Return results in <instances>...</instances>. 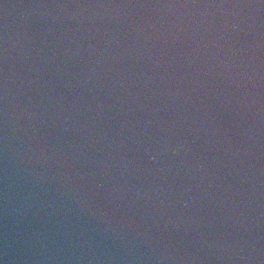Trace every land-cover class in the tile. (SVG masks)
<instances>
[{"label":"water","instance_id":"95a60500","mask_svg":"<svg viewBox=\"0 0 264 264\" xmlns=\"http://www.w3.org/2000/svg\"><path fill=\"white\" fill-rule=\"evenodd\" d=\"M170 3L0 0V264H264V4L237 89L133 21L241 10Z\"/></svg>","mask_w":264,"mask_h":264},{"label":"snow or ice","instance_id":"6c2138e0","mask_svg":"<svg viewBox=\"0 0 264 264\" xmlns=\"http://www.w3.org/2000/svg\"><path fill=\"white\" fill-rule=\"evenodd\" d=\"M249 2L250 0H229L230 6L241 11L228 16L209 18L181 12L168 17H148L133 21L134 30L138 31L140 38H154L162 45H168L171 41L173 44L186 43L187 47L196 51L200 48H212L215 53L214 67L219 69L218 75L224 77V80L232 81L239 89L246 75L244 41L249 19L243 9ZM260 2L264 4V0ZM202 3L203 0H171L169 6L182 9L197 7ZM209 4L212 7L228 6L224 0H209ZM161 52L166 55L164 48H161ZM161 66L166 68L167 64ZM183 83L184 80L181 79L180 85ZM236 95L234 92L233 96ZM159 147V140L152 137L141 142L139 151L145 156L150 149Z\"/></svg>","mask_w":264,"mask_h":264}]
</instances>
